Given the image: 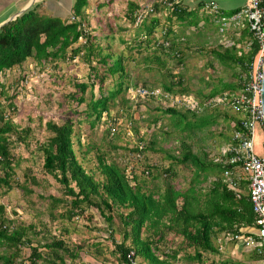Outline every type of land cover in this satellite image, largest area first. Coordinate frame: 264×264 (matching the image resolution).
Masks as SVG:
<instances>
[{"label":"trees","instance_id":"16d2710c","mask_svg":"<svg viewBox=\"0 0 264 264\" xmlns=\"http://www.w3.org/2000/svg\"><path fill=\"white\" fill-rule=\"evenodd\" d=\"M86 0H75L72 5V12L79 18L73 21L61 20L45 12L40 1L34 2L22 10L15 17L0 24V94L8 108H13L16 82L3 85L1 80L5 71L20 68L27 60H31L39 69L51 66L54 70L59 61L72 60L75 57L85 63L92 77L97 80V94H93V82H74V90L69 98L76 104L84 102L85 107L79 111L87 120L88 126L93 127L105 113L108 116V123H115V117L109 114V101L120 91L127 90L128 86L121 79L127 76L124 69V57L121 54H113L108 47H102L96 41L97 37L92 35L88 28L82 23L81 11ZM161 8V6L159 7ZM169 16H174L178 22L186 26L197 24V17L186 11V8L179 3L171 5ZM139 9L136 5L130 4L126 18L133 24L134 12ZM153 12L158 10L154 6ZM17 12V11H16ZM190 18V20H186ZM142 29L136 43L137 47L143 49L151 48V58L161 67L163 62L157 52L175 60V67H183L184 54L179 44L184 43V38H177L172 35L170 24L159 23L156 17L149 14L137 25ZM165 29L161 38L153 35L156 28ZM241 37L247 36L246 30L241 31ZM81 38L82 42L77 43ZM186 40V39H185ZM163 41H168L163 46ZM187 42V41H186ZM216 60L227 66L236 67L238 70L236 78L245 70L246 63L253 53L249 50L247 54L236 56L235 47L231 44L228 47L217 45L207 50ZM148 56H144L147 62ZM93 61V64L91 63ZM210 64V63H209ZM19 69V70H20ZM116 75L113 79V87L103 93L102 83L104 79ZM165 81L160 83V91L167 94H187V88L183 83L182 73H173L169 68L164 67ZM23 78V74L18 76ZM236 83V82H235ZM155 88L145 82L137 85L135 82L130 87ZM6 87H10V94H4ZM86 88L88 90L86 91ZM237 88L236 84L224 83L220 88H212L202 99L197 100V108L188 110L181 107L167 106L160 109L163 114L172 117L175 126L180 130H192L214 123L218 118L229 123L235 119L234 115H228L221 111L214 115L207 112V99L220 95L226 91ZM88 93L87 99L84 94ZM129 99V98H128ZM145 99L152 100L153 97ZM145 99H138L136 104ZM130 100V99H129ZM157 100V99H155ZM127 101V99H126ZM122 102H125L122 100ZM216 107H214L215 109ZM206 111V112H205ZM127 118L129 114L127 113ZM194 118L187 119L186 116ZM158 117L154 116L149 123H155ZM149 126V124H148ZM107 125L104 129L109 139L115 136V131L110 133ZM131 127V126H130ZM44 128L46 136L37 142L36 155L40 158V171L52 177L58 182L59 194L40 196L46 198L47 214L52 218L72 220L78 215H85L87 207L95 208L103 217L107 226L114 231V218L117 219L116 229L122 235V240L113 244V253H116V261L119 264H131L138 257L143 258L149 264H213V257L217 253L213 243L214 238L221 232H236L240 227H250L254 224L255 216L251 209L246 192V183L240 181L237 186L243 193L235 195V192L226 187L221 179L223 168L229 165L214 163L212 158L205 159L203 152L201 157L191 152L190 143L183 140L178 143V154L166 155L170 161L169 165L158 169L155 165L145 164L141 170V178L130 170H126L123 160H116L114 151L123 149L125 157L139 159L143 156L146 147L151 148L153 142L148 146L143 141H137L130 148L115 145L109 141V148L114 156L106 159L103 154H98L96 168L100 178H95L92 172L86 171L76 159L73 150V122L70 118L64 117L59 122L46 120ZM132 130L135 131L133 127ZM31 129L29 126L19 128L11 122L9 113H5L0 103V188L4 191L10 190L13 186L21 189L24 194H30L32 189L28 181L32 170L26 167L22 172L21 181L15 177L17 157L14 154V147L18 144H27V138ZM228 138L225 137V141ZM79 144L78 137L75 139ZM141 143V144H140ZM138 153L139 157L136 156ZM183 164L190 165L194 172V179L190 181L187 188H175L170 181L176 176L174 166ZM155 169V171H152ZM205 178L210 175V184L205 191L199 192L195 185L199 176ZM145 178L151 182L150 188L143 189ZM162 179V186L157 183ZM194 183V184H193ZM62 211L54 213L57 207ZM90 218V215L86 216ZM36 234L34 227L28 225H15L13 220L6 217L5 207L0 203V246L8 252L0 253V264H19L22 248L29 246L28 260L35 264L37 259L43 263L60 264L64 256L74 258L81 249V243L70 247L59 235L50 234L49 240L43 243V247L49 253L38 251L39 245L31 246V239L27 231ZM169 233L172 237H179V241L173 246L164 245L165 235ZM128 240V243H125ZM129 252H132L129 255ZM159 254V255H158ZM256 258H261L255 254ZM161 256V257H160ZM19 258V259H18ZM18 259V261H16ZM96 262L94 257L87 264ZM142 264V263H138Z\"/></svg>","mask_w":264,"mask_h":264},{"label":"rangeland","instance_id":"374dc122","mask_svg":"<svg viewBox=\"0 0 264 264\" xmlns=\"http://www.w3.org/2000/svg\"><path fill=\"white\" fill-rule=\"evenodd\" d=\"M18 1L0 0V14L8 9L16 10ZM88 15L85 22L81 21L89 32L97 37L98 44L102 47H108V50L113 54H121L124 57L123 63L127 76L121 80L128 87L134 82L137 85L145 82L161 89L160 83L166 80L164 67L169 68L175 74L179 72L183 74V83L187 88V94L196 100L202 99V95L212 88H220L224 83L236 84L235 73L238 71L236 67L219 63L207 51L217 45L228 47L232 35H226V33L221 35L216 30L221 35L219 36L211 29L209 23L206 24L204 32L188 28V26L184 27L182 24H178V21L173 23L175 25L173 28L185 37L182 41L184 43L179 44L184 54L183 67L180 69L175 67L174 59L157 52L163 62L164 67H161L149 58L153 49L137 47L136 43L139 39L137 35L140 32L142 33V29L130 24L126 15L125 17L120 15L111 20L106 16H103L100 20L95 18L91 20L93 16ZM159 32L158 27L154 30L153 35L158 36ZM81 41L78 40L77 43ZM144 56H148L147 62L144 61ZM91 63L93 64V61ZM19 69L14 68L5 71L1 76L4 86H7V83L10 82H16L14 79L17 80L14 84L13 108L6 106L2 94H0V103L5 113H9L12 123L18 125L19 128L29 126L31 129L26 140L27 144H18L13 150L17 157L15 177L21 181L23 170L29 167L32 170V175L29 178L28 186L32 189V192L26 195L15 186L7 191L0 188V203L5 207L6 217L12 219L15 225H33L36 234L33 235L29 230L27 234L31 239V246L39 245L38 251L49 253L43 247V243L49 240L50 234L59 235L70 247L81 243L78 255L74 258L64 256L60 264H87L92 257L100 264H119L116 261L117 254L113 253V244L120 242L122 235L115 227L117 224L116 218H114L115 222L112 226L114 231L112 230L110 235L109 231L111 229L93 207H87L84 212L85 215H78L69 221L59 218L51 219L48 216L46 207L48 201L46 198L41 199L40 196L46 197L48 194L57 196L59 194L57 189L59 184L52 177L40 171L41 160L36 155L37 142L47 134L44 128L46 120L59 122L64 117L71 119L74 129L72 147L76 159L86 171L92 172L95 178L101 177L96 168L98 154H103L108 159V156H114L115 152L117 155L116 160L122 159L126 165V170L128 172L132 170L138 178H141V170L145 164L155 165L158 170L152 169V171L160 174V169L165 168L170 163L166 155L176 156L178 154L177 145L182 140L190 143L192 153L201 157L204 152L206 154L205 159L209 160L215 157L220 149L224 147L225 137L229 138L228 123L220 118L214 123L203 127L180 130L179 126L174 125L175 122H173L170 115L163 114L160 111V109L167 107L169 103L165 99H145L136 104L138 99H131L133 93L125 90L117 93L109 101V114L116 118L115 136L109 139L104 131L108 125L106 121L108 116H105V113L102 114L98 123L93 127H89L87 120L79 114V111L85 107L84 102L76 104L74 100L68 97L75 89L73 83L82 81H92L93 94H97V80L92 77L87 65L80 58L75 57L72 60L59 61L54 70L51 66L39 69L29 59ZM22 74L23 78L20 79L18 76ZM115 78L116 75L104 79L102 83L103 93L113 87V79ZM87 90L88 88H86ZM10 91V87H6L4 94H10ZM87 96L88 93L86 92L84 94L85 99H87ZM122 100L125 102H122ZM215 107V109L214 107H207L206 111L211 112V115L221 111L232 115L228 108L223 105H216ZM127 113L129 114L128 118ZM154 116L158 117L155 123H149ZM186 118L194 120L189 115ZM76 137H78L79 144L75 142ZM109 141L127 148L136 144L137 141H143L145 146H148L149 142L154 144L151 148L146 147L143 156H140L139 159L130 160L125 157L126 152L123 149L118 148L114 152L110 150ZM259 145L260 133L257 129L254 139V150L256 152H259ZM174 171L176 176L170 181L175 188H187L190 181L194 179V172L190 165H176ZM210 179V175L205 176V178L199 176L198 181L195 183L199 187V192L205 191L210 184ZM157 183L161 187L162 179H158ZM150 186L151 182L148 178H145L143 189L150 188ZM62 209L59 206L54 210V213H59ZM87 215H90V218H87ZM179 239V237L173 238L171 234L167 233L165 241L162 243L167 245L168 241L171 240L168 245L173 246ZM125 243H128V240H125ZM4 252L8 251L0 246V253ZM29 252V246L26 245L22 248L21 259L23 262L19 264H32L27 258ZM244 253L247 255L246 251ZM258 262L261 261L258 260ZM138 263L149 264L141 257L134 259L131 264ZM35 264L45 263L39 258L35 261Z\"/></svg>","mask_w":264,"mask_h":264},{"label":"built area","instance_id":"2783aa9c","mask_svg":"<svg viewBox=\"0 0 264 264\" xmlns=\"http://www.w3.org/2000/svg\"><path fill=\"white\" fill-rule=\"evenodd\" d=\"M200 10L212 16L211 19L219 34H224L229 29L234 31L236 40L231 41L230 45L235 47L236 56L245 55L249 50H253L249 60L243 64L245 70L236 79L237 89L216 95L206 103L209 108L223 105L235 114V119L229 121V141L215 157H212V161L229 165L222 171L223 181L229 189L236 190V183L239 180L246 181L248 200L255 216L250 229L228 232L224 239L251 249L264 259V121L260 99L264 64V0H247L244 7L229 14L219 12L215 4L203 5ZM153 13L150 6L139 7L133 14L134 26L139 25L147 15ZM73 20L76 18L72 15L67 19ZM242 30H246L248 35L241 37ZM164 32L165 29H160L159 35L155 37L161 38ZM239 38L243 39L238 40ZM167 45L168 41H163V46ZM127 90L133 93L131 99L148 97L165 99L169 102L167 106L188 110L195 109L198 104L197 100L188 94L172 95L157 88L140 86L128 87ZM115 123H108L111 126L110 133L114 131ZM257 129L260 133V154L254 151ZM136 156L139 157L138 153ZM131 254L132 252H129V255Z\"/></svg>","mask_w":264,"mask_h":264},{"label":"crops","instance_id":"0c3cea01","mask_svg":"<svg viewBox=\"0 0 264 264\" xmlns=\"http://www.w3.org/2000/svg\"><path fill=\"white\" fill-rule=\"evenodd\" d=\"M38 1L42 3V7L45 10V12L49 13V15L51 16L58 17L59 19L64 20V21L67 20L69 16L71 15L75 16L72 12L73 11L72 5L75 0H19L16 3L17 4L16 10L8 9V10H5V12H3L2 14H0V24H2L6 19L11 17L12 15H14L16 11H19L25 8L27 5L29 6L32 3L38 2ZM174 2L179 3L180 6L185 7L186 11H189L193 14V17H197V24L188 25V28L190 27L191 29L204 32L206 24L209 23L211 26V29H213L215 33L218 34L216 32L217 27L211 19L212 16H210L209 14L202 13L200 8L203 5L215 4L218 7L219 12L223 14H229L232 11H235V10H238L244 7L247 0H86V4L83 6L82 11H81V17H82L81 20L85 22V18L89 16L88 14L93 16L91 20H94V18L96 20L97 19L100 20V18H102L103 16L108 17L110 20L117 18L120 15H123L125 17L126 13L128 12L129 3L136 5L137 7H146V8L149 6L153 8L154 6L157 5L158 10H156V12L153 13V16L157 18L159 23L161 22L163 24H167L168 22L171 26L170 29H171L172 35L176 36L177 38H185L182 35H180L176 31V29L173 28L175 27L173 23L177 22L175 17L174 16H169V18L167 17L169 15L168 12L171 11L172 9L171 5L174 4ZM160 6L161 8H159ZM75 18L78 19L79 17L75 16ZM186 20H190V18ZM86 23H87V20H86ZM178 24H182L184 27H187L182 22H179ZM233 32L234 31L231 29L225 32L226 35L227 34L232 35L231 41L236 40L235 39L236 36L234 35ZM241 39L243 38H239L238 40H241ZM206 102L205 104L208 107V104ZM228 111H230V113H232L235 117V114L229 108H228ZM228 128L230 131L229 123H228ZM229 137H230V134H229ZM228 141H229V138L225 142V144ZM255 153L260 154V147H259V152L255 151ZM225 168H223V170ZM221 179L223 181L222 172H221ZM240 181H244V180H239L236 183L237 191L233 190L236 196L240 193H243V190L237 186V184ZM223 182L225 183V181ZM244 182L246 183V181ZM246 192H247V184H246ZM250 227H240L238 229H241V231H246L250 229ZM226 233H228V231L221 232L214 238L213 243L216 247L217 253L213 257V264H264V259L262 255L255 253L251 249L242 247V245H238L236 243L225 240L224 235ZM244 251L247 252V255L244 253ZM255 254L259 255L261 258H256ZM258 260H260L261 262L259 263Z\"/></svg>","mask_w":264,"mask_h":264},{"label":"water","instance_id":"95a60500","mask_svg":"<svg viewBox=\"0 0 264 264\" xmlns=\"http://www.w3.org/2000/svg\"><path fill=\"white\" fill-rule=\"evenodd\" d=\"M28 5L25 7L27 8ZM25 8L17 11L16 13H14V15H12L11 17H9L7 20H10L11 18L15 17L17 14H19L22 10H24ZM4 21V22H5ZM260 99H261V105H262V113H263V121H264V64H263V78H262V85H261V94H260Z\"/></svg>","mask_w":264,"mask_h":264}]
</instances>
